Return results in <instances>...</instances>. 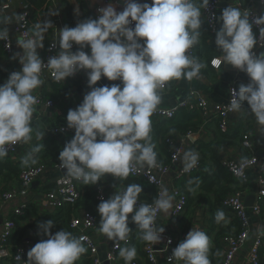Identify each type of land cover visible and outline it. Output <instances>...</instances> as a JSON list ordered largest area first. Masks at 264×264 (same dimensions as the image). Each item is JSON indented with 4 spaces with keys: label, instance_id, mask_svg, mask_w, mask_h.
<instances>
[{
    "label": "clouds",
    "instance_id": "clouds-1",
    "mask_svg": "<svg viewBox=\"0 0 264 264\" xmlns=\"http://www.w3.org/2000/svg\"><path fill=\"white\" fill-rule=\"evenodd\" d=\"M123 3V10L117 11L114 0H108L105 7L98 9L95 19L59 29V52L50 56L46 64L37 49L44 48V33L52 27L51 21L37 22L30 38H17L22 54L14 53L11 58L18 59L22 68L11 72L0 84V159L7 156L11 146L31 141L37 103L33 92L44 83L40 77L46 68L58 82L84 71L90 88L82 102L66 116L67 127L74 130L73 138L58 157L60 169L66 170V178L96 185L106 174L126 179L134 171L157 166L151 117L161 102L160 90L168 82L191 81L206 67L189 50L200 42L201 9L206 10L210 0L144 3L123 0ZM24 19V15L16 14L17 23ZM213 19L220 22L215 34L220 54L212 58L211 66L220 68L229 64L249 79L238 90L231 89L227 110L246 111L264 132V52L259 55L254 52L257 45L264 48V14L251 18L250 10L229 5L219 17L213 15ZM254 27L259 30L258 37ZM0 41H9L7 26H0ZM74 44L79 46L76 51H72ZM6 47L11 45L6 43ZM85 48L90 52L84 51ZM102 77L120 83L97 87ZM245 102L250 112L242 107ZM198 160L197 152L185 151L182 171L192 170ZM30 161L34 163L31 154L22 164L27 166ZM188 183L191 185L193 181ZM142 190L140 184H128L98 204L99 231L114 246L128 240L132 231L130 222L136 225L141 240L152 246L161 242L165 229H157L154 224L158 214L169 213L174 197L162 186L151 203L138 204ZM224 218V212L217 210V223ZM53 227L52 220L39 225L47 238L27 252L25 264H76L87 251L84 237H76L66 230L52 234ZM209 249L208 235L191 228L172 250L168 264L173 261L211 264ZM136 256L135 246L119 249V257L125 264H131Z\"/></svg>",
    "mask_w": 264,
    "mask_h": 264
},
{
    "label": "crops",
    "instance_id": "crops-1",
    "mask_svg": "<svg viewBox=\"0 0 264 264\" xmlns=\"http://www.w3.org/2000/svg\"><path fill=\"white\" fill-rule=\"evenodd\" d=\"M9 2V7L5 10H0V21H3V25L7 26L10 32V28L13 23L16 21V14H21L25 9L24 0H6ZM223 0L217 10L216 17H219L222 13V10L227 6H233ZM139 2H149V0H139ZM242 10H251L259 15L264 14V5H259L255 2L248 3V0H240ZM100 0H48L45 20H49L52 23V27L48 30L46 36L48 39L53 40L58 46L59 42V29H62L65 26L70 27L69 19L74 18L77 21H81L83 16H89L92 19L94 15V10L97 5H100ZM108 3V0L102 4V7H105ZM114 3L117 7V11H120L121 6H123V0H114ZM234 7V6H233ZM252 8V9H251ZM54 14V15H53ZM85 20V19H84ZM83 20V21H84ZM216 31L220 28V22L216 20ZM34 31V30H32ZM216 34V33H215ZM17 38H12V48L11 53L8 57V62H2L1 64L6 66V69L9 65H14L16 68L21 70L22 65L19 63V60H13L11 57L14 53H21L20 49L16 43ZM207 46L216 49L215 45V35L208 36L207 30ZM59 52V46H58ZM90 52V49L88 50ZM261 52H264V48H261L257 55ZM220 54V52H219ZM42 57V53H39ZM209 72H201L198 78H194L191 81L181 79L173 80L167 83L166 91L161 92V102L158 106H163L167 104H178L184 98L187 97L190 91H198L206 97V100L212 104H220L226 101L228 96V89L230 84L235 81L239 85L247 84L249 79L247 75L239 70L235 69L229 64L222 65L220 68H213L210 66ZM118 84L117 81H109L107 78H103L97 82V87L112 84ZM90 88L87 84V74L82 73L78 74L74 78H66L63 81V84L60 86L51 84L48 79H44V83L37 88L33 94L40 93L45 99L51 100L55 104V108H47L45 105L34 106L35 111L32 118V127L34 129L32 133V139L28 143H22V145L16 149L15 154L8 158V160L13 165H18L20 168H27L32 162L30 161L29 165L25 166L22 164V161L29 154H34L31 156V160L36 162L35 151H33L36 146L40 143L47 142L51 140L52 142H62L64 145L69 142L73 136L71 134H65L58 137V139L52 136L51 130L56 127H62L67 125L66 116L70 109H75L81 102L84 94L89 91ZM157 106V107H158ZM248 108V107H247ZM250 112V109L248 108ZM248 135V139L251 143V149L255 155L258 157H264V132L261 131L260 126L256 123L255 118L246 113L240 120L236 129L230 130L227 134H222L217 128L215 122H210L201 129V132L197 133L194 131L193 136L189 137L184 141L183 153L188 150H193L195 145H198L201 156L203 158L204 167L202 172L199 175L191 177L193 180H197L202 177L204 173V168L207 166H212L210 161V151L214 148L216 150V156L218 163L220 159H230L233 161H238L242 156L247 155V151L241 148L242 134ZM181 135V134H179ZM227 136V137H225ZM235 138L232 139L231 137ZM54 140V141H53ZM200 146L204 149L201 150ZM157 153V160L166 163V156L161 152L159 148H155ZM183 156V155H182ZM182 156L178 161V165L182 166ZM4 157L3 159L6 160ZM42 162V160H40ZM43 171L39 177L29 186L27 192L23 196H17L15 201L10 203H2L0 201V231L2 225L7 220L16 219L18 221L17 228L15 229V234L20 233L12 237L9 246H14L15 241L19 240L18 245H22L25 251L28 252L29 244L32 240H43L47 237L43 234L42 229L39 228V225L49 221L46 219V216H54L57 211L48 210L45 207L43 202V195L53 190L54 182L57 178L65 176L66 170L60 169L59 163H53L49 160H43ZM178 165L171 167L170 173L164 176V186L169 191L171 195L172 187L174 186V172L178 169ZM111 175V174H109ZM112 176V175H111ZM190 179V178H189ZM187 180H183L187 182ZM105 187V200L110 198L115 194L116 191H121L124 187L119 183L107 182L105 178H102L101 181ZM258 172L257 169H251L248 172V180L245 185V193L243 195V202L247 208V216L249 222V239L246 245L235 255L233 263L241 264L248 253L250 248L251 241L257 232L264 231V199L259 201L261 212L259 214H254L251 211V207L256 204L258 201L259 185H258ZM106 181V182H105ZM181 180L176 182V185L180 184ZM18 181L16 179H11L9 182L5 183L2 179L0 180V194L3 191H11L17 187ZM238 186L236 182L235 188ZM185 191L191 193V198L193 203H190L186 207L184 215L178 220V222L170 223L168 222L169 213H161L158 219L156 228L159 229L164 227L166 232L180 233L183 229H198L204 231L210 239V249H209V259L211 264H219L218 252L220 250V237L218 234V228L222 226L226 233H232L236 231L237 224L236 222H229L222 220L219 223H216V220L213 219L216 215L218 208L213 207L214 200L212 195H206L205 200L198 198L197 196L201 194L199 191H195L192 188H184ZM191 189V190H190ZM204 194V193H202ZM149 197L148 194L144 195ZM190 201V202H192ZM174 203V200H173ZM18 205H27V212L23 213L20 217H13L11 215L13 207ZM93 216L96 218L97 227L95 230L89 232V234L94 238L97 250L98 258L103 264H107L105 260V249L107 245L111 242L99 231V222L100 215L98 212L93 213ZM14 221V220H13ZM212 221L216 223L214 226ZM52 234H55L58 230L50 229ZM139 232H135L136 241H138ZM29 242V244H26ZM156 248V258L158 264H164V240L162 238L161 242L155 244ZM11 252L10 249H8ZM139 254V253H137ZM263 264H264V251H263ZM27 260V257H26ZM0 264H14L10 258L0 259ZM76 264H88V260L85 254H82L80 259ZM176 264H182V262L176 261Z\"/></svg>",
    "mask_w": 264,
    "mask_h": 264
},
{
    "label": "built area",
    "instance_id": "built-area-1",
    "mask_svg": "<svg viewBox=\"0 0 264 264\" xmlns=\"http://www.w3.org/2000/svg\"><path fill=\"white\" fill-rule=\"evenodd\" d=\"M223 0H210L209 6L206 10L201 9L202 12V20L203 23L207 26L208 36H214L216 33V20L213 19V15L216 16V10L219 4ZM105 0H100V5H97L94 10L93 18L95 19L98 15V9L102 7V4ZM150 2V0H149ZM229 4H232L234 7L241 8L240 0H227ZM255 2L259 5H264V0H248V3ZM9 7V2L0 4V10H5ZM123 6H121L120 11L123 10ZM252 9V8H251ZM27 7L21 13L24 15V21L17 23L15 21L10 28L9 32V41L3 43L4 52L6 55H10L12 48V38H30L32 33L30 31V27L27 21ZM242 10V8H241ZM251 11V10H250ZM258 16L257 13L251 11V18ZM253 32L259 35V30L257 28H253ZM6 43H9L11 47H6ZM55 42L53 40H48L47 49L42 58L44 63H47V60L50 56H55L58 54V46L53 47ZM261 49L259 45L254 48V52L257 54ZM74 51V45L73 49ZM38 54L40 53V48L37 49ZM190 54L194 56L193 48L189 50ZM18 71L16 66L10 65L8 70V75L11 72ZM86 73L84 71L78 72L72 77L74 78L78 74ZM43 79H48L51 84H55L60 86L63 84V81H56L50 73L49 69H43L41 72V77ZM120 83V81H117ZM166 86L160 90L161 92L166 91ZM239 88V84L233 81L228 89V96L225 102L220 104H212L206 100V97L198 91H190L184 100L179 102L178 104H167L163 106H158L156 111L153 113L151 117V121L154 123L161 122H169L173 120L179 111H184L187 114L194 115L196 114L202 121L199 129L196 131L197 133L201 132V129L209 124L210 122H215L217 124V128L222 134H227L232 129H236L240 118L246 114V111L234 112L228 111V105L232 98L231 89ZM90 91V90H89ZM87 91V92H89ZM86 92V93H87ZM85 93V94H86ZM84 94V95H85ZM37 98L38 105H45L47 108H52L54 106L51 100H47L40 95V93L33 94ZM84 97V96H83ZM83 99V98H82ZM245 110L248 108L245 104L242 105ZM52 136L56 139L58 137L71 134L74 136V130L69 129L67 125L62 127H56L51 130ZM194 132H189L184 135H179L178 133H170L168 134L162 144L166 150V163L157 160V166L151 169H145L141 171H134L130 176L132 178L139 179L144 184L152 187L155 191L154 198L159 194L161 187L164 186L163 178L164 176L170 173V169L173 166L178 165V161L183 155V147L184 141L189 137L193 136ZM241 148L247 151V155L242 156L238 161H233L230 159H220V166L226 170L238 183L236 188H233L228 194L224 196L220 205L218 207L219 210H222L225 214V221L236 222L239 230L229 233L227 235H223L220 237V250L218 252L219 264H234L233 260L235 255L246 245L249 239V222L247 216V208L243 202V195L245 193V185L248 180V172L251 169H257L258 172V185H259V193H258V201L251 207V211L254 214H259L261 212V207L259 204L260 200L264 199V157H258L254 154L251 149V143L248 139V135L242 134ZM22 143H19L15 146H11L7 158L12 157L15 154L17 148H19ZM199 154V160L196 167H194L189 172L185 173L182 171L183 165L179 166L178 169L174 172V186L171 190V195L174 197L173 207L168 216V222L174 223L178 222L180 218L184 215V212L187 207L188 199L184 193H182L176 185L178 180H187L193 176L199 175L204 167L203 158L201 156L200 150L198 149V145H195V148L192 150ZM34 156L32 153L31 156ZM44 165L39 160L34 163H31L26 169L22 170L19 174V182L17 183V187L11 191H3L0 194V201L2 203H10L15 201L17 196H23L26 194L29 186L39 177L41 172L43 171ZM102 181H99L96 185H92V190L95 194V199L99 202L101 200H105V187L103 186ZM106 182V181H105ZM84 184L81 181L69 180L65 176H61L56 179L53 185V190L46 192L43 195V202L45 207L51 211H57L59 207L64 204L74 205V203L80 198L81 189ZM148 199L138 200V204L143 203H151ZM27 208V205H18L13 207L11 215L13 217L22 216L24 210ZM161 214V213H160ZM157 217L155 221L154 227L156 228L158 219ZM97 227L96 218L93 214L87 211H79L74 212L69 221V229L71 233L76 237H84V246L87 251L84 253L88 260L89 264H103L97 254V246L94 238L89 234V232L95 230ZM130 227V223H129ZM15 224L13 220H7L3 223L1 231H0V259L10 258L14 264H25L27 251L22 247V245H18L14 255H11V252L8 249H12V246H9L10 237L14 234ZM191 229H183L180 233H174L171 231L162 234V238L164 240V264H168V258L172 255V250L185 238L187 233ZM171 243H168V241ZM40 240H32L29 244L28 251ZM137 249V256L131 262V264H158V260L156 258V246L155 244L152 246L148 242L141 240L140 238L136 241L131 232L129 233V237L127 241H120L118 245L114 246L113 241H111L106 249H105V262L107 264H125L123 258L119 257V249L121 247H133ZM264 249V231L257 232L251 241L250 248L248 249L247 256L245 260L241 264H261L262 255L261 252ZM172 264H176V261H173Z\"/></svg>",
    "mask_w": 264,
    "mask_h": 264
},
{
    "label": "trees",
    "instance_id": "trees-1",
    "mask_svg": "<svg viewBox=\"0 0 264 264\" xmlns=\"http://www.w3.org/2000/svg\"><path fill=\"white\" fill-rule=\"evenodd\" d=\"M24 1L28 9L26 14L27 21L30 27V31L31 33H33L32 30H34V25L37 22L45 21V14H46L48 0H24ZM5 2L7 1L0 0V4ZM84 19L85 20L89 19V16L86 15L83 16V19L80 22H82ZM92 19L94 18L92 17ZM78 22L79 21H77L74 18L69 19L70 27H75ZM47 32L44 33V48L40 49V53H42V57L44 56L45 51L47 49V43H48V38L46 36ZM201 33L202 35L200 38V42L193 47L194 56L199 58L200 61L206 65L205 68L201 69V72H209L211 68L210 67L211 60L213 57L218 56L219 52L216 49L207 46V26L204 23H202ZM78 47H79L78 45L74 44V51H76ZM88 50L89 48L84 49V51L86 52H88ZM4 56H5V52L3 48V43L2 41H0V61ZM7 78H8V72L6 70L1 69L0 67V84H3ZM244 104L246 107L249 108L246 102ZM52 108H55V104ZM201 124L202 121L196 114L191 115V114H187L184 111H179L176 117L169 122H161V123L152 122V131H151L152 143L155 144V148H159L161 152L166 155V150L164 145L162 144V141L168 134L178 133L184 135L189 132H194L199 129ZM231 138L234 139L235 137L232 136ZM63 147L64 144L61 141L52 142L51 140H48L47 142L40 143L35 148V149L37 148L39 149L38 151H35L36 160L40 159L42 160V162L43 160H49L53 163H58L59 153L63 149ZM200 148L202 151H204V149L201 146ZM5 159L6 160L0 159V180L2 179L3 181H5V183H7L11 179H16V181L19 182V174L21 173L22 170L26 168L24 169L20 168L17 164L13 165L8 160V158ZM210 161L212 163V166L211 167L207 166V168H204V173L202 177L198 179V181L190 178L187 182L181 180L180 184L178 185L179 190L182 193H184L188 199L187 206H189L190 203H193V201L191 198V193H189V191H185L184 188H188V189L192 188L195 191H199L201 194H199L197 197L203 200H205L206 195H212L214 200L213 207L215 208H218L224 196L228 194L233 188H235L236 181L226 170H224L220 166L216 156V150L214 148L210 151ZM103 178H105L107 182L119 183L124 188L128 184H132V183L140 184L143 190L142 193L139 195L138 200L148 199L149 201H152L154 199V195H155L154 189L144 184L139 179L132 178L130 175L126 179H118L109 174H106ZM190 180L193 181L191 185H189L188 183ZM81 191L82 192L80 198L74 203V205L64 204L58 208L54 216H48V215L46 216V219L52 220L54 222V227H53L54 230L70 231L69 221L74 212L87 211L91 214H93L94 211L97 212V206L100 202L95 199V194L92 190V185L82 186ZM145 194H148L149 197H145L144 196ZM27 210H28V206L24 210V212L26 213ZM213 219H215V217ZM13 220L16 229L18 225V221H16V219ZM129 220L131 221V214L129 216ZM216 223L212 221V224L214 226L216 225ZM130 228L132 229L131 235L133 236L134 239H136L134 235L135 232L138 231L136 230V225L130 222ZM15 229H14V234H15ZM218 230H219L218 231L219 236L228 234L226 233L225 229L222 226H220ZM236 230L237 231L239 230L238 226ZM14 234L10 237L9 243L12 237H14L15 235H18L19 237L20 235L19 232L16 233L15 235ZM138 239H139V234H138ZM18 241L19 240H16L15 245L12 246L11 249L12 256L14 255V252L18 247L17 246ZM263 251L264 249L261 252L262 256H263ZM261 262H262L261 264H263V259H261Z\"/></svg>",
    "mask_w": 264,
    "mask_h": 264
},
{
    "label": "rangeland",
    "instance_id": "rangeland-1",
    "mask_svg": "<svg viewBox=\"0 0 264 264\" xmlns=\"http://www.w3.org/2000/svg\"><path fill=\"white\" fill-rule=\"evenodd\" d=\"M6 3V2H5ZM49 40V39H48ZM48 44V43H47ZM8 57H9V55H6L5 54V56L1 59V61L2 62H8ZM1 61H0V67H1V69H3V70H6L7 72H8V70H9V67L6 69V66L3 64H1ZM10 66V65H9ZM43 81H44V79H43ZM41 95V94H40ZM42 96V95H41ZM43 97V96H42Z\"/></svg>",
    "mask_w": 264,
    "mask_h": 264
},
{
    "label": "water",
    "instance_id": "water-1",
    "mask_svg": "<svg viewBox=\"0 0 264 264\" xmlns=\"http://www.w3.org/2000/svg\"><path fill=\"white\" fill-rule=\"evenodd\" d=\"M33 185V184H32ZM245 206H247V205H245Z\"/></svg>",
    "mask_w": 264,
    "mask_h": 264
}]
</instances>
